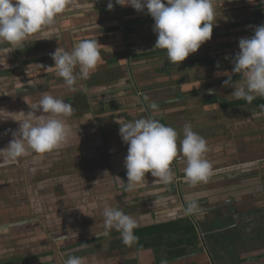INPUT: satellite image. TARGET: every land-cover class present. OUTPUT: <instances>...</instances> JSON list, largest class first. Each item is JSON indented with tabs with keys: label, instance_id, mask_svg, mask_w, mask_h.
<instances>
[{
	"label": "crops",
	"instance_id": "0c3cea01",
	"mask_svg": "<svg viewBox=\"0 0 264 264\" xmlns=\"http://www.w3.org/2000/svg\"><path fill=\"white\" fill-rule=\"evenodd\" d=\"M108 2L109 0H71L66 10L56 17V25L53 24L50 29L49 26H45L41 31L35 33L39 36L51 37L50 41L46 43L52 45L51 49L55 48L56 50L60 47L69 51L78 42L90 39L85 37L87 35L76 37V35L83 33L80 26L89 22L98 24L97 35L105 37L98 44L99 49L110 46L108 37L111 35H114L115 41L120 39L121 46L114 50L116 54H109V57L103 58L104 53L100 52L101 58L95 69L90 72L89 77L87 79L78 78L71 89L65 84L63 78L56 75L55 69L50 68L48 65L49 60L53 61L50 55L54 52L53 50L42 54V43L31 46L30 51L29 48H26L28 45L24 43L15 49L13 45L0 43V46H2L0 52L11 49V52L7 51L6 53L20 51L18 54L27 56L25 58L17 57L16 61L14 60V63L16 62L14 67L19 70L35 67L33 69L36 70V67H39L38 63L43 62L46 66L48 65L46 71L50 73L49 77L51 78L48 83L37 84V86L25 84V82L19 83L15 88H12V91L10 90L2 97L0 96V101L5 100V97L9 98L12 107L3 109L0 106V109L11 113L24 112L27 114L29 111H33L29 105L33 102L31 100L25 102L28 97L42 96L47 93L56 98H61L73 106L72 115L79 112L80 117L84 116L85 119H90L81 126V143L85 144L79 152L86 155L90 151L102 149L106 153L105 156L109 157L110 155L112 163L124 165L128 146L119 150V145L122 143V140L121 142L118 140L121 138L119 135L120 123L114 121L115 125L110 129L109 124H99L98 120H92L90 117L93 110L92 103L100 102L99 112H104L101 113L103 116L109 113L111 115L112 113L117 114L118 112L114 111L117 105L112 100V96H122L124 94L131 100L134 98L137 102L138 98L134 96H140L141 93L135 94L138 91L137 84L140 81L135 73L144 71L143 74H147L146 69L148 68L149 72L144 81L148 86H152L151 88L157 89V97L150 102L156 100L159 111H157V117H155L153 116L154 111L149 109L145 111L141 106L140 108L148 113L146 114L147 117L151 115L152 118H158L160 122L165 123V120H163L166 117L165 114L170 113L165 111H171L175 105L179 109H174L172 114L174 118L179 110L184 115L190 113L189 109L191 107L196 108V110L202 108V111L208 110V112L212 109L226 110L228 111L227 114H230L229 111H244L245 116L241 121L243 124L253 123L254 134H259L257 135L259 139L253 147L264 150V137L260 134L264 133V126L262 125L264 123V110H260L255 105L248 106L247 104L237 108H222L221 104L224 101L243 99H235L231 96L234 88L223 84L227 77L216 75L218 71L227 70L231 72L233 68L231 58L239 51V38L250 37L253 34V27L251 26L264 25V0H214L216 23L213 26L211 40L202 44L197 52L190 54L179 64H168L166 50L154 47L157 36L153 31L154 21L150 15L146 12H137L131 6L115 5L112 10H108ZM95 15L101 20L98 23L95 21L97 19ZM95 27L92 26L93 32L96 29ZM203 46L205 47V53L199 55L198 51ZM25 48L26 51L24 52ZM155 58L158 65L154 69L151 66H143L144 63ZM218 63L219 68H217ZM137 64L141 69L136 70ZM4 67L8 68L0 70V78L8 77L17 72L13 69L14 67ZM19 70L18 74H20ZM138 75L141 79V75ZM232 80L236 84L243 83L239 74H233ZM210 89L213 90L211 93L209 92ZM262 99L264 98L258 97L253 101L256 103ZM143 103L149 106L144 100ZM133 107L134 105H131L129 110H133ZM247 112L251 115L246 116ZM41 114L36 112V115ZM20 115L22 116V114ZM42 115L45 118L48 116V114ZM72 115L62 118L66 119L68 124L71 117H73ZM229 117L231 116L229 115ZM18 127V122L12 119L0 120V150L7 147L12 139V130H16ZM245 128L240 129L244 134ZM114 131H116L117 136L111 135ZM70 132L72 133V129H70ZM204 137L206 138L205 135ZM107 140L110 142L116 141V143L107 148ZM228 147L229 144L222 142L215 145L216 152H220L219 149L221 148ZM107 149L110 150V154ZM55 152H58V150L51 153ZM0 155L2 156V163H4V154ZM177 157H180L179 152ZM206 159L212 165L220 160L209 157ZM222 160L226 162L224 159ZM256 161L258 163L257 168L254 167L253 171L255 176L259 174L260 182L257 186L255 185L256 188L254 187L251 193L242 196L238 194V190L233 186H237L245 179L246 175L244 174L247 171H241L240 175L237 174V171H232L243 167L242 165L234 166V164L246 165L248 163L244 158L239 163L231 164L233 166L226 165L228 167L222 169L225 178H219V183L220 185L224 184L225 188L221 189L220 187L217 190L216 187H212L211 192L199 188V184L192 186L181 182L184 179V172L178 169L177 164H174V162L171 164L174 177L170 183H163L158 178L153 177L151 173H147L145 175L146 181L143 182L140 189L144 191L141 197L147 195L148 192L146 191L157 187L159 188L158 191L163 189L168 191L165 193L174 194L179 199L187 197L186 203L182 206L172 204L153 205L145 196L143 199L145 207L135 209L134 205L139 204L141 200L133 197L132 202L123 201L122 206L125 205L124 212L136 219L138 227L134 232L159 225H170L169 228L172 227L174 232L166 235L172 236L174 241L169 245L174 247L171 249L166 247L163 243L166 242V238L163 237V242L160 241L159 243L157 241V245L153 248L149 243L153 235L145 233V236L141 239H145V243H142V245L149 243L151 248L142 247V249L137 250L136 242L131 246L124 245L120 232L113 230L108 237L101 233L102 235L85 240V242L83 240V244L86 245L81 247L84 256L83 254L74 255L70 252L68 256L64 257V260L66 261L70 256H77L82 258V264H161L162 259L167 260L168 264H264V177L260 173L263 168L259 167L264 162V157L260 156ZM101 162L99 161L93 166L99 167ZM185 162L186 160L181 159L178 164L181 165L180 163ZM213 175L206 180L208 183L214 179L212 178ZM123 176L125 177L126 174L123 173ZM238 176H242V178L238 179ZM149 181L154 182L153 185L156 186L149 187ZM1 185L0 197L2 199L0 198V200L2 202L0 201V204L6 205H0V225L11 223L17 226L8 232H0V264H53L49 258L54 254V251L43 246L38 247V241L41 239L42 233L38 232V228L35 226L37 225V215L30 211V206L9 204L14 196L9 194L6 199L5 197L8 194L5 193L4 188L7 186L3 183ZM171 189L173 190L171 191ZM122 191V196L117 195L116 198L112 199L114 202L109 203V206H117L118 197L122 200L124 194H126V192L124 193L125 190ZM216 191L222 193H216ZM7 203L9 208H6ZM190 203L196 205L192 211H189ZM187 225L192 226L195 234H188L189 237L181 245L182 235L178 232L182 231ZM95 227L104 228L103 215L99 216V222L95 224ZM177 229L178 232H176ZM46 233L52 235L54 230ZM78 243V246L82 244ZM72 247H75V245L61 246L60 251H70L73 249ZM76 249H80V247ZM105 250H108V253L105 254ZM171 252L173 254H170ZM175 252L182 253V256H173ZM88 255L91 258L89 261H85L87 259L85 256ZM102 256L109 258L104 259Z\"/></svg>",
	"mask_w": 264,
	"mask_h": 264
},
{
	"label": "clouds",
	"instance_id": "9594fccd",
	"mask_svg": "<svg viewBox=\"0 0 264 264\" xmlns=\"http://www.w3.org/2000/svg\"><path fill=\"white\" fill-rule=\"evenodd\" d=\"M71 0H0V43H8L14 49L23 45L29 35L52 25L56 17L63 13ZM115 5L131 6L137 12H146L154 21L153 31L157 36L154 47L166 50L168 62L179 64L205 42L211 40L216 23L214 0H109L107 9ZM250 37L239 38V51L231 58V72L218 71L217 76H225V86H232L235 99H243L248 104L258 97L264 98V25L251 26ZM100 44V43H99ZM58 77L63 78L71 89L78 78L87 79L95 69L101 56L98 41L85 39L76 44L71 51L58 47L50 54ZM227 58V57H226ZM78 68V71H77ZM219 68V63L217 64ZM233 74H239L243 83L236 84ZM213 90H209L211 93ZM147 100L148 97H145ZM33 111L11 113L0 109V120L12 119L19 127L12 130V139L7 147L0 150L4 163L15 162L30 152L49 153L66 142L70 128L66 119L73 113V106L61 98L43 94L37 103L29 104ZM149 109L159 111V105L152 101ZM264 109V105H260ZM36 112L48 114L36 115ZM7 113V115H5ZM22 114V116L20 115ZM119 135L127 148L124 165L127 182L125 190L132 191L145 182L146 173H151L163 183H170L174 173L171 164L177 157L186 160L184 178L190 185L206 181L213 170L212 163L205 158L207 141L192 129L190 124L183 128V139L178 132L150 116L120 123ZM96 207V205H93ZM196 207L189 204V211ZM105 237L111 230L120 232L122 243L131 246L138 237L134 230L138 227L136 219L126 214L122 208L103 205ZM16 224L0 225V232H8ZM60 236L61 239L70 237ZM65 264H82V258L70 256ZM161 264H168L162 259Z\"/></svg>",
	"mask_w": 264,
	"mask_h": 264
},
{
	"label": "rangeland",
	"instance_id": "374dc122",
	"mask_svg": "<svg viewBox=\"0 0 264 264\" xmlns=\"http://www.w3.org/2000/svg\"><path fill=\"white\" fill-rule=\"evenodd\" d=\"M95 16L97 17V15ZM95 21L98 23V21L101 20L97 17ZM53 24L56 25L55 21ZM52 25H48L49 29ZM92 26L96 28L94 29V32ZM97 26L98 24H92L91 22L81 25L80 29L83 33L81 35H76V37L87 35L85 36L86 38L97 40L99 44L100 41L105 39V37L97 35ZM50 39L51 37L49 38V36L46 37L32 34L29 35L23 43L28 45L26 48H29V51L31 50V46L42 43L41 53L45 54L52 50L55 51V48L51 49L52 45L50 43L46 44ZM108 39L110 40V46L99 49L101 53H104V55L102 54L103 58L109 57V54H116L114 50L121 46L120 39L115 41L114 35L109 36ZM26 48L23 50L24 52L26 51ZM204 48L205 47L203 46L202 49L198 51L199 55H204ZM7 51L11 52V49L0 52V70L8 68L4 66L14 67L16 64V62L14 63V60L16 61L17 57H27L18 54L20 51H17V53H6ZM38 65L39 67H36V70L33 69L35 67L22 68V70L14 67L13 69L17 71L15 74L12 73L8 77H1L0 96L2 97L6 92H10V90L12 91V88H15L16 85L22 82H25V84H34L35 86H37V84L48 83L51 78L49 77L50 73L46 70L48 65L50 68H53L54 62L49 60L47 66L46 64H43V62H39ZM138 65L139 64H137L136 70L141 69ZM157 65L156 58L143 64V66H151L152 69ZM18 70L20 71V74H18ZM143 72L144 71H137V73L141 75V79H139V75L135 73L137 79L140 80L137 84L138 91L135 92V94L139 92L141 94L140 96L133 95L135 98H138V103L135 102L134 98L133 101L129 99L128 96H124V94L122 96H112V100L117 105V108L114 106L116 109H113H115L114 111H118L119 114L117 112V114L112 113L111 115L109 113L102 116L101 113L104 112H99L101 108L99 107L100 102H94L92 103L93 110L90 114L91 119L98 120L99 124H109L111 129L115 125L114 121L116 123H125L147 117V113H145L144 110L147 111L149 108L143 103V100L147 104H150L149 102L157 97V89L151 88L152 86H148L144 81V78L148 75L149 69H146L147 74H143ZM145 97H148V99L146 100ZM40 98L41 96H35L32 98L28 97L25 102H30L29 100H31L33 103H37ZM153 101L156 102V100ZM133 102H135V104H133ZM11 104L12 102H10V99L6 97L5 100L0 101V106H2L3 109L12 107ZM131 105H134L132 108L133 110H129ZM141 106L144 110L140 108ZM174 109L177 110L179 107L175 105L171 111H165L166 113H170L165 114L166 117L163 120H165V125L173 127L178 132V145L179 140L183 139L184 126L190 124L195 132L203 137L205 135L207 138L204 137L208 146V151L205 153V157L220 159L218 163L213 164L212 174L214 175L212 178L214 179L211 180L210 183H208V181L199 182V188H204L211 192L212 187H216L217 190H219L220 187H225L221 186L219 183V178H225V173L222 172V169L227 168L228 166L226 165L239 163L244 158L248 163L245 166L232 171H237V174L239 175L241 171H247L244 174L246 175L245 179L242 180L240 184H237L235 188L241 196L251 193V190L254 189L255 185L257 186L260 182L259 174L255 176L253 168H257L258 163L256 160L258 157H264V150L253 147L255 142L259 139L257 136L259 134H254L253 123L243 124L241 121L243 116H245V112L229 111L230 114H227L228 111L226 110L221 111L219 109H212L208 112V110L202 111V108L196 110V108L191 107V109H189L190 113L184 115V113L179 110L174 118L172 115ZM247 113L246 116L251 115L249 112ZM79 114V112H75V114L72 115L73 117H71L68 123L69 128L72 129V133L70 132L65 143H63L58 149L54 150H58V152L43 154L30 152L28 155L21 157L14 163L12 162L10 164L2 163V156L0 155V186H2L1 183L7 186L4 188L5 193L8 194L5 198L7 199L9 194H13V200L11 199L9 204L30 206V211H33L32 213L37 215V225L35 226L38 228V232L42 233L41 239L38 241V247L40 248L43 246L46 247V249H52L54 251V254L49 258L53 264H64V257L68 256L70 252L74 255L83 254L84 256V253H82L83 248L81 247L86 245L83 244V240L85 242V240L100 236L105 230L101 227H95V224L99 222V216L103 215V205L105 203L109 205L110 202H114L112 199L116 198L117 195L121 197L123 194L122 190H125V183L127 182L125 165L112 163L110 155L109 157L105 156L106 153L102 151V149L99 151H90L86 155L79 152L85 144L81 143V126L90 120L85 119L84 116L80 117ZM232 114H234V116H232ZM229 115L231 117H229ZM153 116L157 117V111L153 112ZM239 117L240 120L238 119ZM156 119L158 120V118ZM262 125L264 126V123ZM242 128L246 129L247 132L245 131V134L240 131ZM260 134L264 137V133ZM111 135L117 136L116 131ZM118 140L121 142L122 139L119 138ZM221 142L229 144V147L224 149L221 148L219 149L220 152H216L217 149H215V145L219 143L221 144ZM115 143L116 141L110 142L107 140V148H110L111 145ZM122 143L119 145V150L127 146L125 143ZM107 151L110 154V150L107 149ZM99 161H102L99 167L93 166ZM180 164L181 165L177 163L176 166L183 171L186 167V162ZM259 167L263 168L260 173L264 177V162H262ZM123 173L126 174L125 177L123 176ZM237 178L241 179L242 176H238ZM181 182L187 185L190 184L185 178L182 179ZM142 184L143 183L139 184L132 191L125 190L124 193L126 192V194H124L122 200L118 197L119 202H117L116 207H120L124 211L125 205L122 206L123 201L132 202L133 197L141 200L139 204L134 205L135 209L143 206L145 207L143 201L145 196L148 197V200L153 205L172 204L182 206L186 203L187 197L179 199L175 197L174 194L170 195L169 193H165L168 191H164L163 189L158 191L159 188L157 187L146 191L148 192L147 195L141 197V194L144 192L143 190H140ZM153 184L154 182L149 181V187L153 188V186H156ZM172 190L173 189H171V191ZM216 193L222 192L216 191ZM93 205H96V207H93ZM6 208H9L8 203ZM51 230H54V233L48 235L46 232ZM113 230L115 229H112L111 231ZM71 232L75 234H71L67 239L60 238V236H67ZM78 242L82 244L78 246ZM67 245H75V247H72L73 249L70 251H60L61 246ZM78 247H80V249H76ZM106 253H108V250H105V254ZM102 257L104 259L109 258ZM85 258H87L85 261H89L91 256L88 255L85 256Z\"/></svg>",
	"mask_w": 264,
	"mask_h": 264
},
{
	"label": "trees",
	"instance_id": "16d2710c",
	"mask_svg": "<svg viewBox=\"0 0 264 264\" xmlns=\"http://www.w3.org/2000/svg\"><path fill=\"white\" fill-rule=\"evenodd\" d=\"M1 47L2 46H0V48ZM244 104H247L248 106H254L255 105L260 110H264V109H261V107H260V105H264V99H262L260 102H256V103H254V101H252L251 104H248L245 100H239V101L238 100H236V101H224L221 104V107L224 108V109L237 108L238 106H241V105H244ZM169 226L170 225H159V226H154V227H151V228H147L145 230L135 231L134 233L138 237V240L136 242V248H137V250H140V248L142 249V247H144L146 249H149V248H151L150 247V244L154 248L157 245V241L159 243H160V241L163 242V239H162L163 237L166 238V242H163V243H165L166 247H168L169 249L173 248L174 246L173 245L171 246L169 244L172 243V241H174V239L172 238L171 235H169V236L166 235L167 233L174 232L173 228L172 227L169 228ZM176 232H178V229L176 230ZM145 233H149V234H151L153 236H151V240L149 242L150 244L148 243V244L142 245V243H145V241H144L145 239L144 240H141L142 237L145 236ZM190 233L193 234V235L195 234L194 231H193V229H192V226L191 225H187L186 227H184L182 229V231L178 232V234L182 235V237H181V240H182L181 241V245L183 244V242H185L184 240L189 237ZM170 254H173V253L171 252ZM184 254H185V251H184ZM173 256L179 257V256H182V253L179 254V252H175Z\"/></svg>",
	"mask_w": 264,
	"mask_h": 264
},
{
	"label": "flooded vegetation",
	"instance_id": "af4514ba",
	"mask_svg": "<svg viewBox=\"0 0 264 264\" xmlns=\"http://www.w3.org/2000/svg\"><path fill=\"white\" fill-rule=\"evenodd\" d=\"M148 114V113H147ZM149 116V115H148ZM181 160V158L180 157H176L175 159H174V164H177V163H179V161ZM184 160V159H183ZM234 165H237V164H234ZM240 165H242V166H245V164L243 165V164H239V165H237V166H240ZM231 166H233V165H231ZM221 186H225L224 184L223 185H221ZM236 186L234 185L233 186V188H235ZM225 187H221V189H224Z\"/></svg>",
	"mask_w": 264,
	"mask_h": 264
},
{
	"label": "built area",
	"instance_id": "2783aa9c",
	"mask_svg": "<svg viewBox=\"0 0 264 264\" xmlns=\"http://www.w3.org/2000/svg\"><path fill=\"white\" fill-rule=\"evenodd\" d=\"M113 2H115V0H112Z\"/></svg>",
	"mask_w": 264,
	"mask_h": 264
},
{
	"label": "water",
	"instance_id": "95a60500",
	"mask_svg": "<svg viewBox=\"0 0 264 264\" xmlns=\"http://www.w3.org/2000/svg\"><path fill=\"white\" fill-rule=\"evenodd\" d=\"M121 22H122V18H121Z\"/></svg>",
	"mask_w": 264,
	"mask_h": 264
}]
</instances>
